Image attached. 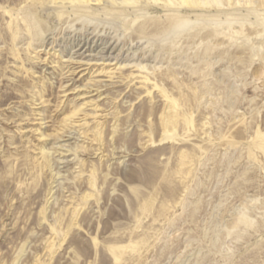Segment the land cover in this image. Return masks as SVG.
Masks as SVG:
<instances>
[{"label":"rangeland","instance_id":"obj_1","mask_svg":"<svg viewBox=\"0 0 264 264\" xmlns=\"http://www.w3.org/2000/svg\"><path fill=\"white\" fill-rule=\"evenodd\" d=\"M193 1L0 0V264H264V0Z\"/></svg>","mask_w":264,"mask_h":264},{"label":"bare ground","instance_id":"obj_2","mask_svg":"<svg viewBox=\"0 0 264 264\" xmlns=\"http://www.w3.org/2000/svg\"><path fill=\"white\" fill-rule=\"evenodd\" d=\"M72 1H74V0H72ZM125 1H127V2H132L133 0H125ZM183 2H187V3L190 2V3H193V2H195V1H193V0H183ZM76 3H77V2H76ZM62 4H63V3H62ZM42 8H43V7H42ZM59 8H60V7H59ZM74 8H75V7H74ZM95 36H96V35H95ZM79 42H80V41H79ZM89 42H90V41H89ZM109 42H110V41H109ZM106 43H108V42H106ZM87 44H88V43H86V42L83 43L82 45H81V43H80L79 45H80L81 47H79L78 50L81 51V50L83 49L84 52H85V51H93V50L90 49L92 46H86ZM104 44H105V43H104ZM88 45H89V44H88ZM94 46H95V45H94ZM105 46H106V45H105ZM105 46H103L104 48H102V49L100 48V51H103V50L105 49ZM84 47L87 48V49H84ZM101 47H102V46H101ZM93 48H94V47H92V49H93ZM109 49L111 50L112 47L108 46L107 49H106V52H108ZM78 50H76V51L78 52ZM100 51H99V52H100ZM84 52H83V53H84ZM99 52H98V53H99ZM83 53H82V54H83ZM96 55H97V54H96ZM171 106H172V105H170V107H171ZM172 107H173V106H172ZM79 111H80L79 109H75V110H73V112L70 111L72 114H71L68 118H70V120H71L73 117H75V116H77V114H79ZM171 113H172V114H171ZM171 113L169 114V116H166V119L163 118V121H164V127L170 128L172 125H174V124L176 123V121H177L176 118H175L176 115H174L173 112H171ZM84 118H85V117H84ZM73 120H74V119H73ZM81 121H82V120H81ZM68 124H69V123H65V127H66V126H69L70 128H73V129H72V130H66V128L63 127V129H61V130H62V133L60 132L61 135L59 134L60 136H66V135L68 136V134H65V135H63V134H64V133H69V134H70L71 131H73V132L75 131V133L78 134V131H79L80 129L76 128V127H75V124H74V125L72 124L73 126H71V125H70L71 122H70L69 125H68ZM80 133H83V134L85 135L84 132H80ZM80 135H81V134H80ZM96 135H98V133H97ZM96 135H94V141L97 140V142H98L99 138H98ZM92 136H93V135H92ZM85 137H86V136H85ZM98 149H100V147H98L97 150H98ZM63 150H64V149H63ZM65 150H66V149H65ZM42 155H43V154H42ZM45 156H46V155H45ZM46 157H47V156H46ZM46 159H47V158H45V160H46ZM45 160H44V161H45Z\"/></svg>","mask_w":264,"mask_h":264}]
</instances>
